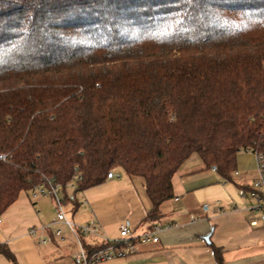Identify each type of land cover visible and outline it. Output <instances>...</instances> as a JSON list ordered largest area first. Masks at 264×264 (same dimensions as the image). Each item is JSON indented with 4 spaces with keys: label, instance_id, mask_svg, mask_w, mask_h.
Returning <instances> with one entry per match:
<instances>
[{
    "label": "trees",
    "instance_id": "16d2710c",
    "mask_svg": "<svg viewBox=\"0 0 264 264\" xmlns=\"http://www.w3.org/2000/svg\"><path fill=\"white\" fill-rule=\"evenodd\" d=\"M245 150L264 155V0H0V214L120 168L154 222L192 153L232 181Z\"/></svg>",
    "mask_w": 264,
    "mask_h": 264
},
{
    "label": "crops",
    "instance_id": "0c3cea01",
    "mask_svg": "<svg viewBox=\"0 0 264 264\" xmlns=\"http://www.w3.org/2000/svg\"><path fill=\"white\" fill-rule=\"evenodd\" d=\"M113 171L114 176L75 193V203L71 202L78 219H73L75 223L66 217L68 220L98 228L96 235L79 236L85 250L91 252L104 244L105 237L118 236L122 223L136 235L151 224L162 228L157 242L138 243L133 254L95 264H215L212 246L220 249L222 264H264V225L251 226L246 211L249 184L259 174L253 153H237L232 181L221 179L192 153L173 174L172 197L160 204L161 215L154 222L145 220L151 202L144 180L130 177L120 168ZM52 222L55 224L49 229L39 227L36 235L29 233L46 238L43 244L37 238L24 244V235L15 243L8 241L9 246L0 244L10 247L17 264H80L74 260L78 249L75 234L57 216ZM56 227L60 237L50 231ZM4 229L0 220V231Z\"/></svg>",
    "mask_w": 264,
    "mask_h": 264
},
{
    "label": "built area",
    "instance_id": "2783aa9c",
    "mask_svg": "<svg viewBox=\"0 0 264 264\" xmlns=\"http://www.w3.org/2000/svg\"><path fill=\"white\" fill-rule=\"evenodd\" d=\"M245 152L249 151L245 150ZM253 154L256 159L259 174L249 184L246 195L250 203L246 206V211L249 224L251 226H257L259 224L264 225V155L261 152H254ZM0 158L3 159L4 155L0 154ZM236 173L237 172H235V174ZM114 175L115 172L113 170H110L107 173L106 178H110ZM80 179L81 174L80 172H78L76 173L74 182L68 183L66 184V186H71L72 188H74L76 186L75 182L77 180L79 181ZM65 187L63 188L58 184L48 182L47 184H39L34 186L31 191L34 197L38 193H41L43 195H50L54 200L58 210L57 220L65 223L69 230L72 231L73 234H75V237L77 239L78 249L74 253V260L76 262L80 264H95L115 258L125 257L136 252L138 243L158 241V233L162 228L160 224H151L150 227H148L146 230L136 235L128 224L122 223L119 226L118 236L113 238L105 237L104 244L101 247L94 248L91 252H87L83 247L82 241L80 240L79 236L81 234L86 236L96 235L98 228L93 224L76 225L66 218L65 214L62 211L65 198L61 200L58 197L60 188L64 191ZM53 224H55V222H52L46 226H42L39 229H49ZM37 231L38 228L32 227L29 230V233L32 235H36ZM50 231L57 237L61 236V230L58 227L52 228L50 229ZM37 239L38 244H43L47 241L44 237H39Z\"/></svg>",
    "mask_w": 264,
    "mask_h": 264
},
{
    "label": "rangeland",
    "instance_id": "374dc122",
    "mask_svg": "<svg viewBox=\"0 0 264 264\" xmlns=\"http://www.w3.org/2000/svg\"><path fill=\"white\" fill-rule=\"evenodd\" d=\"M73 194L74 188L66 186L64 191L60 188L58 197L63 200L65 195L71 198ZM72 208L71 201L64 199L62 211L68 219L75 223L78 219V214ZM57 214V207L50 195L38 193L34 197L32 191H22L17 201L0 214V220L3 222V227L5 228L3 231H0V243H6L9 246L8 241L15 243V239L24 235L25 239H22L23 243L32 244L38 235L32 236L28 231L32 227L39 228L50 224ZM22 240L19 242L22 243ZM0 262L9 264V261L2 255H0Z\"/></svg>",
    "mask_w": 264,
    "mask_h": 264
},
{
    "label": "water",
    "instance_id": "95a60500",
    "mask_svg": "<svg viewBox=\"0 0 264 264\" xmlns=\"http://www.w3.org/2000/svg\"><path fill=\"white\" fill-rule=\"evenodd\" d=\"M205 239H207V238H205Z\"/></svg>",
    "mask_w": 264,
    "mask_h": 264
}]
</instances>
